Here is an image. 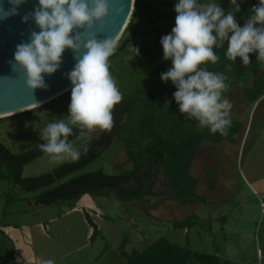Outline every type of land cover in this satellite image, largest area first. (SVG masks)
Segmentation results:
<instances>
[{
	"label": "trees",
	"instance_id": "trees-1",
	"mask_svg": "<svg viewBox=\"0 0 264 264\" xmlns=\"http://www.w3.org/2000/svg\"><path fill=\"white\" fill-rule=\"evenodd\" d=\"M175 2L133 1L128 22L116 40L117 50L109 58V71L122 94L121 102L112 111L113 128L110 132H101L99 129L85 131V135L81 136L79 129L74 127L69 142L81 150L77 162H62L44 173L23 176L26 164L46 155L37 147L40 143L25 151L15 152L0 139V180L10 185L8 198L12 199L11 196L17 193H31L33 195L28 200L36 205L65 204L67 210L78 207L92 227L91 239L98 230L90 216L96 209L88 204H80L84 196L112 195L122 202L145 201V197L155 196V181L158 176H163L162 183L167 191L181 202L193 203L198 199L199 195L194 192L195 178L191 175V165L197 150L204 143L216 145L240 132L243 134V125L235 115H231L232 124L227 136L210 133L207 128H201L198 122L178 111L172 95L175 87L171 81H161L160 74L171 67V61L163 60L159 41L174 26ZM257 2L237 1L241 11L234 15L240 26L246 22L250 7ZM223 9L227 12L232 8ZM131 44L139 49L136 57L131 51ZM226 48L227 41L220 49L214 46L213 51L219 60L216 64L209 63L204 67L227 77L225 97L234 87L241 86V98L246 104L251 107L261 104L264 101V62H257L256 53H250V64L242 66L239 57L236 62L226 58ZM127 56L134 59L129 61ZM70 91L71 88L42 106L1 117L0 123L41 111L50 104L56 108L51 113L53 120L64 119L67 122ZM84 148H87L86 153ZM121 148L124 159L119 162L114 160V156ZM107 152L110 157L109 170L101 165L81 172ZM193 223L191 216H188L172 225L189 229ZM126 258L127 264H244L225 259L217 252L192 250L165 237L156 239L142 251L127 255Z\"/></svg>",
	"mask_w": 264,
	"mask_h": 264
},
{
	"label": "rangeland",
	"instance_id": "rangeland-1",
	"mask_svg": "<svg viewBox=\"0 0 264 264\" xmlns=\"http://www.w3.org/2000/svg\"><path fill=\"white\" fill-rule=\"evenodd\" d=\"M216 2L221 8H233L230 0ZM241 94L242 87L236 86L226 98L233 105L231 115L244 127L248 124V131L216 145L201 146L191 168L194 192L199 195L193 203H183L170 194L163 176L155 181V196L145 197V201L84 196L80 204L96 209L90 216L98 230L91 239L92 227L80 208L36 205L28 200L31 193H17L10 199L9 183L0 180V264H127V255L142 251L160 237L198 252H217L232 262L264 264L256 256L257 247L264 251V179L259 180L264 177V165L256 161L250 166L253 173L245 170L258 129L264 127V102L251 107ZM54 109L50 104L41 111L2 121L0 139L15 152L42 143L39 134L53 121ZM256 153L264 159L263 149ZM123 159L121 148L114 160ZM109 161L108 152L103 153L81 172L101 165L109 170ZM59 163L42 155L26 164L22 175L44 173ZM188 216L194 221L189 229L172 225Z\"/></svg>",
	"mask_w": 264,
	"mask_h": 264
},
{
	"label": "clouds",
	"instance_id": "clouds-1",
	"mask_svg": "<svg viewBox=\"0 0 264 264\" xmlns=\"http://www.w3.org/2000/svg\"><path fill=\"white\" fill-rule=\"evenodd\" d=\"M24 0H9L13 6L5 11L0 8V19L15 15L17 7ZM31 19L40 31H32L27 43L16 46L13 54L16 65L26 75V84L31 89H46L45 75L57 71L66 49L80 53L85 49L67 78L71 83L67 122L54 119L47 123L39 134L43 141L37 147L53 162H77L81 150L73 147L69 137L73 128L85 131L99 129L110 132L113 128L112 111L122 100V94L109 71V58L116 52L118 44L113 37L97 40L83 39L84 32L77 28H92L94 21L108 15L109 0H37ZM243 2V0H241ZM233 8L227 12L216 0H176L174 26L169 34L163 35V60H170L171 67L160 74L162 82L171 81L175 87L173 99L178 111L186 118L195 120L201 128L212 134L228 135L231 127L233 107L224 93L227 77L220 72L209 71L204 65L216 64L219 60L213 47L220 49L227 41L225 56L242 66L250 64V53H256L257 62H264V0H258L249 9L243 26L237 22L234 13L241 11L237 0H230ZM29 17H23L27 21ZM135 57L139 49L131 44ZM127 60L134 58L127 56ZM83 151L86 153L87 148ZM258 260L264 261V251L256 250Z\"/></svg>",
	"mask_w": 264,
	"mask_h": 264
},
{
	"label": "water",
	"instance_id": "water-1",
	"mask_svg": "<svg viewBox=\"0 0 264 264\" xmlns=\"http://www.w3.org/2000/svg\"><path fill=\"white\" fill-rule=\"evenodd\" d=\"M134 0H109V12L104 18L94 21L92 28H77L76 32H84L83 39L95 37L102 40L113 37L117 40L124 30L133 8ZM13 6L9 0H0V8L5 11ZM34 7H38L37 0H24L16 9L15 15L0 19V118L14 115L38 107L68 91L72 86L67 78L80 53L66 49L62 54V63L57 71L45 75L46 89H31L26 84L24 69L16 65L13 54L16 46L27 43L31 39V32H39V27L31 19ZM28 16L27 21L23 17Z\"/></svg>",
	"mask_w": 264,
	"mask_h": 264
},
{
	"label": "crops",
	"instance_id": "crops-1",
	"mask_svg": "<svg viewBox=\"0 0 264 264\" xmlns=\"http://www.w3.org/2000/svg\"><path fill=\"white\" fill-rule=\"evenodd\" d=\"M264 102V101H263ZM262 102V103H263ZM258 105V104H257ZM261 122H264V121H261ZM244 127V126H243ZM250 129H251V126L249 125V131H250ZM258 130H260V132L256 135V140H257V143L255 144V147H254V149H253V152H251L250 154H249V156H248V158H247V163H246V167H245V170H246V172H250L251 170H250V168L253 166L252 164L253 163H256V161L261 165V166H263L264 165V159H262L260 156H258V153H256V151H258V149H263L264 150V127L262 126V127H260ZM248 131V124L244 127V131H243V134L242 135H245L246 134V132ZM242 137V136H241ZM202 146V145H201ZM201 146H200V148H201ZM199 148V149H200ZM199 149L197 150V152H196V154H195V158H194V160H193V162H192V165H191V168H192V166H193V164H194V161H196V159H197V157L199 156V154H198V151H199ZM263 164V165H262ZM251 166V167H250ZM253 171H254V169H252ZM253 171H251L252 173H253ZM191 172H192V170H191ZM264 179V177L262 178V179H259V180H263ZM262 190H264V186H263V189Z\"/></svg>",
	"mask_w": 264,
	"mask_h": 264
},
{
	"label": "built area",
	"instance_id": "built-area-1",
	"mask_svg": "<svg viewBox=\"0 0 264 264\" xmlns=\"http://www.w3.org/2000/svg\"><path fill=\"white\" fill-rule=\"evenodd\" d=\"M261 209L264 211V202H261Z\"/></svg>",
	"mask_w": 264,
	"mask_h": 264
}]
</instances>
